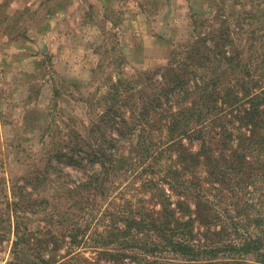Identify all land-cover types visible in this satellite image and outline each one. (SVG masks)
I'll use <instances>...</instances> for the list:
<instances>
[{
  "label": "rangeland",
  "instance_id": "374dc122",
  "mask_svg": "<svg viewBox=\"0 0 264 264\" xmlns=\"http://www.w3.org/2000/svg\"><path fill=\"white\" fill-rule=\"evenodd\" d=\"M25 32L26 40L19 37ZM252 38L260 40L264 54V0H0V264H164L161 257L124 249L114 240L104 246L94 230H89L90 239H82L84 219L93 229L97 219L113 224L103 210L74 211L69 194L59 190L96 171L89 162L80 168L64 145L67 135L77 131L89 137L104 126L116 134L117 123L110 118L130 115L119 109L123 98L137 96L151 82L152 89L171 64L181 67L184 61L176 55L190 42H198L193 65L207 70L201 60L208 56L207 48L219 56L208 74L220 68L218 44L245 50L248 62ZM150 73L157 75L147 83ZM232 123L236 127L239 121ZM201 143L196 140L193 150L199 151ZM126 152L123 146L120 154ZM111 170L108 162L105 171L110 175ZM118 173L122 176L111 173L112 196L133 178L125 181L120 168ZM262 174L245 178L247 194L238 197L249 200L242 206L240 231L264 242V170ZM24 190L33 192L39 205L35 214L20 208L33 206L30 197L20 205ZM43 199L48 205L42 206ZM97 231L104 233L102 227ZM244 260L261 262L257 254Z\"/></svg>",
  "mask_w": 264,
  "mask_h": 264
},
{
  "label": "trees",
  "instance_id": "16d2710c",
  "mask_svg": "<svg viewBox=\"0 0 264 264\" xmlns=\"http://www.w3.org/2000/svg\"><path fill=\"white\" fill-rule=\"evenodd\" d=\"M11 21L7 19L6 23ZM26 33L19 37L26 40ZM197 44L190 42L182 55H176L184 63L178 69L171 64L160 76L163 80L155 81L152 89L149 87L157 73L149 74L146 82L151 83L142 86L137 96L123 98L124 105L119 109L130 114V121L119 114L110 118L117 123L116 134H109L108 126L95 128L89 137L69 132L64 145L73 159H79L80 168L92 165L96 171L59 190L69 194L74 211L103 210L101 214L113 224L107 226L106 218L97 219L93 229L84 219L82 239H90L89 230H94L93 236L101 238L104 246L114 240L112 243L124 249H141L161 257L164 264H245L244 258L252 254L264 264L262 239L239 229L245 215L242 206L249 200L238 197L247 192L249 181L245 178L263 176L264 170L262 46L258 38H252L247 49L250 60L245 62V50L232 51V45L229 51L225 50L228 43L218 44L220 68L214 73L211 70L208 76L210 65L219 56L207 48L204 53L208 56L201 58L207 62V70L193 65ZM201 69L205 71L203 76ZM232 120L239 124L235 127ZM196 140L202 141L199 151L193 150ZM123 146L126 154H120ZM108 162L111 173L122 176L117 174L120 168L122 179L135 180L133 184L130 179L113 196L114 181L105 171ZM45 170H51V166ZM56 173L59 171L51 175ZM60 174L69 176L63 171ZM23 194L20 205L30 197L33 206L22 205L21 210L35 214L39 205L33 192ZM42 202V206L48 205L46 200ZM78 226L80 231L82 225ZM99 227L104 233L97 231ZM20 240L19 236L16 247ZM164 253L180 259L170 260Z\"/></svg>",
  "mask_w": 264,
  "mask_h": 264
}]
</instances>
